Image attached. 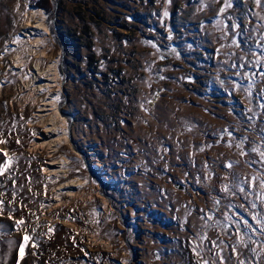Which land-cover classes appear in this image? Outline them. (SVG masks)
Listing matches in <instances>:
<instances>
[{
	"label": "rangeland",
	"instance_id": "rangeland-1",
	"mask_svg": "<svg viewBox=\"0 0 264 264\" xmlns=\"http://www.w3.org/2000/svg\"><path fill=\"white\" fill-rule=\"evenodd\" d=\"M53 1L0 0V57L41 11L85 156L68 138L47 175L0 58V264H264V0ZM73 179L100 191L58 205Z\"/></svg>",
	"mask_w": 264,
	"mask_h": 264
},
{
	"label": "bare ground",
	"instance_id": "bare-ground-1",
	"mask_svg": "<svg viewBox=\"0 0 264 264\" xmlns=\"http://www.w3.org/2000/svg\"><path fill=\"white\" fill-rule=\"evenodd\" d=\"M11 13L14 25L10 28L8 40L2 44L1 63L7 61L9 69L19 74L16 84L24 104L35 108L28 123L33 128H39L41 133L33 140L32 151L46 154L48 161L44 170L47 175L57 179L67 178L69 169L65 159L54 158L61 146H69L70 143L67 137L68 122L60 111L63 105L60 96L63 75L60 74L59 53L50 60L46 48L48 37H53L50 25L46 23V17L41 11L28 8L27 5H17ZM2 88L3 85L0 86L1 94ZM63 185L57 186L54 192L58 205L78 204L79 199L92 196L90 192L93 191L86 189L85 180L73 179ZM99 189L96 186L95 194L99 193Z\"/></svg>",
	"mask_w": 264,
	"mask_h": 264
},
{
	"label": "water",
	"instance_id": "water-1",
	"mask_svg": "<svg viewBox=\"0 0 264 264\" xmlns=\"http://www.w3.org/2000/svg\"><path fill=\"white\" fill-rule=\"evenodd\" d=\"M51 3H52V6H53V9H54V11H53V14H54V16H55V12H56V7H57V5H56V3L53 1V0H51ZM53 19H54V17H53ZM54 30H55V32H56V35H57V30H56V28H55V26H54ZM59 41H60V44H61V49H60V51H61V56H62V52H63V44H62V41H61V39H59ZM189 82H191L192 80L191 79H189L188 80ZM68 117L70 118V121L67 123L68 124V126H67V133H68V138H69V140H70V124H71V120H72V117H71V115H68ZM70 142H71V146H72V148H73V150L74 151H77L78 153H80V154H82V155H84L85 156V152H83V151H78V150H76V148L73 146V143H72V141L70 140ZM84 161H85V157H84ZM98 182H100L98 179H96ZM175 187V189H177V190H181V191H183V187H179V186H177V185H175L174 186ZM126 241V240H125ZM128 247L131 249V251L133 252V249H132V247H131V245H129L128 244ZM134 254H136L135 253V251H134ZM127 264H131V262H128Z\"/></svg>",
	"mask_w": 264,
	"mask_h": 264
},
{
	"label": "snow or ice",
	"instance_id": "snow-or-ice-1",
	"mask_svg": "<svg viewBox=\"0 0 264 264\" xmlns=\"http://www.w3.org/2000/svg\"><path fill=\"white\" fill-rule=\"evenodd\" d=\"M25 239H27V237Z\"/></svg>",
	"mask_w": 264,
	"mask_h": 264
}]
</instances>
